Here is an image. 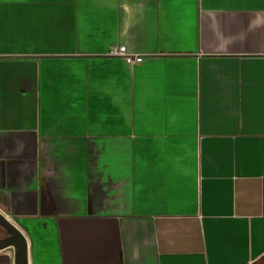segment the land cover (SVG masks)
Masks as SVG:
<instances>
[{
  "label": "crops",
  "instance_id": "crops-1",
  "mask_svg": "<svg viewBox=\"0 0 264 264\" xmlns=\"http://www.w3.org/2000/svg\"><path fill=\"white\" fill-rule=\"evenodd\" d=\"M0 212L28 264H264V0H0Z\"/></svg>",
  "mask_w": 264,
  "mask_h": 264
},
{
  "label": "water",
  "instance_id": "water-1",
  "mask_svg": "<svg viewBox=\"0 0 264 264\" xmlns=\"http://www.w3.org/2000/svg\"><path fill=\"white\" fill-rule=\"evenodd\" d=\"M0 226L6 235L0 237V249L13 247L14 264H28L27 240L20 228L0 212Z\"/></svg>",
  "mask_w": 264,
  "mask_h": 264
},
{
  "label": "built area",
  "instance_id": "built-area-1",
  "mask_svg": "<svg viewBox=\"0 0 264 264\" xmlns=\"http://www.w3.org/2000/svg\"><path fill=\"white\" fill-rule=\"evenodd\" d=\"M115 53L123 57V59L128 63H137L143 59V56L140 54H129L125 52L123 47H119Z\"/></svg>",
  "mask_w": 264,
  "mask_h": 264
},
{
  "label": "rangeland",
  "instance_id": "rangeland-1",
  "mask_svg": "<svg viewBox=\"0 0 264 264\" xmlns=\"http://www.w3.org/2000/svg\"><path fill=\"white\" fill-rule=\"evenodd\" d=\"M11 221H12L14 224L17 225V222H16L15 220L11 219ZM5 235H6L5 230L0 226V237H3V236H5ZM10 248H11V250H12V252H13V247H10Z\"/></svg>",
  "mask_w": 264,
  "mask_h": 264
}]
</instances>
